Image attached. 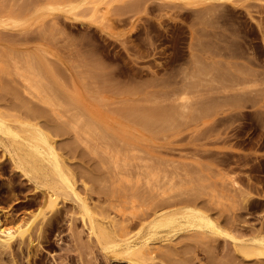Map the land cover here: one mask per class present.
Masks as SVG:
<instances>
[{"label":"rangeland","instance_id":"374dc122","mask_svg":"<svg viewBox=\"0 0 264 264\" xmlns=\"http://www.w3.org/2000/svg\"><path fill=\"white\" fill-rule=\"evenodd\" d=\"M263 128L264 0H0V220L31 236L0 264H258Z\"/></svg>","mask_w":264,"mask_h":264},{"label":"bare ground","instance_id":"6f19581e","mask_svg":"<svg viewBox=\"0 0 264 264\" xmlns=\"http://www.w3.org/2000/svg\"><path fill=\"white\" fill-rule=\"evenodd\" d=\"M29 72V71H28ZM22 73V72H21ZM31 73H33V72H31ZM29 74V73H28ZM22 75V74H21ZM30 75H32V74H30ZM23 77V76H22ZM24 77H25V75H24ZM23 77V78H24ZM39 77V76H38ZM22 78V79H23ZM43 79V78H42ZM38 80L36 79V82H37ZM44 81V80H43ZM23 82V81H22ZM25 90H26V93L27 94H29V96H31V98H37V99H39V97H41L42 96V100L43 101H48V100H50L49 98H48V100H47V97H46V95H44L45 94V86H44V88H41L40 87V80L38 81L39 82V84H36V82L34 81V79H33V77L32 76H28V75H26V77H25ZM37 82V83H38ZM24 84V83H23ZM45 84H46V81H45ZM48 84V83H47ZM24 87V86H23ZM48 87H49V85H48ZM240 89V88H239ZM47 90V89H46ZM225 91H227V90H225ZM25 92V91H24ZM47 94V93H46ZM49 96V95H48ZM51 98V97H50ZM72 98V97H71ZM53 101V100H52ZM44 103V102H43ZM46 103V102H45ZM48 103V102H47ZM50 103V102H49ZM78 103V102H77ZM44 105V104H43ZM242 105V104H241ZM246 108V107H245ZM152 111V110H151ZM41 112V111H40ZM45 113V112H44ZM153 113V112H152ZM157 114V113H156ZM45 115V114H44ZM134 116V115H133ZM136 116V115H135ZM160 116V115H159ZM138 117H140V115L138 116ZM147 119V121H148V124H149V126H152L153 124H152V122L150 123L149 122V120H148V118H146ZM159 119V118H158ZM160 119H162L161 118V116H160ZM127 120V119H126ZM134 120V119H133ZM155 121H154V123L156 122V120L157 119H154ZM147 121L145 122V123H147ZM136 122V121H135ZM141 122V121H140ZM147 124V125H148ZM158 124V123H157ZM144 125H146V124H144ZM163 125H164V123H163ZM169 125V124H168ZM121 126V125H120ZM171 127V126H170ZM107 129V128H106ZM157 129H159V128H157ZM264 129V128H263ZM148 130H150V128L148 129ZM152 130V129H151ZM155 130V129H154ZM27 131H28V129H27ZM104 133H105V130H104ZM110 133H112V132H110ZM114 133V132H113ZM115 134H117V133H115ZM112 135V134H111ZM46 136V135H45ZM110 136V135H109ZM118 136V135H117ZM116 137V136H115ZM114 137V138H115ZM121 138H123L122 136H120ZM29 138H31V139H33L34 141H39V142H44L45 143V145L47 144V146H49L48 144L50 143L48 140L49 139H46L45 137H44V133L41 131V130H37V132H30V135H29ZM113 138V139H114ZM117 138V137H116ZM31 139H29L30 141H31ZM124 139V138H123ZM120 141V140H119ZM124 142H126L125 140H123ZM19 142L20 141H18L17 140V144H19ZM20 144H22V143H20ZM19 144V145H20ZM30 144V143H29ZM34 144V143H33ZM35 144H37V143H35ZM35 144H34V146H30V147H16L15 149L17 150L16 151V154H17V157H16V162H17V166L19 165V164H21V165H23L22 163H26V164H29V163H31L30 161V157H36L37 156V154L34 152L35 150H33V148L35 147ZM51 144V143H50ZM124 144V143H123ZM131 144V143H130ZM31 145V144H30ZM52 145H53V143H52ZM49 146V147H54V146ZM125 145V144H124ZM46 146V147H47ZM131 146H132V144H131ZM130 146V147H131ZM43 147V146H42ZM48 147V149H50ZM129 147V146H128ZM55 148V147H54ZM53 148V149H54ZM47 149V148H46ZM47 151H50V152H52L53 150H52V148L50 149V150H47ZM36 155V156H35ZM37 157H39V156H37ZM128 157V156H127ZM40 158V157H39ZM32 164H29V166H31ZM124 165V164H123ZM125 166V165H124ZM142 166H143V164H142ZM141 166V167H142ZM150 166V165H149ZM120 167H121V165H120ZM153 169V168H152ZM122 172V171H121ZM129 172V171H128ZM155 172V171H154ZM153 172V173H154ZM131 173V172H130ZM150 173V172H149ZM158 173V172H157ZM125 174V173H124ZM151 174V173H150ZM227 174V173H226ZM225 174V175H226ZM153 175V174H152ZM227 176V175H226ZM224 177V176H223ZM156 179V178H155ZM61 182V181H60ZM148 182V181H147ZM146 182V183H147ZM161 183V182H160ZM224 183V182H223ZM239 183V182H238ZM238 183H233V186H231V187H233L234 189H235V187H237L236 185L238 184ZM57 184V183H56ZM66 184V183H65ZM61 185V184H60ZM67 185V184H66ZM66 185H64V183H62V185L61 186H59V189H61V188H63V190L65 191V192H63V193H65L66 194V191L68 190V188L69 187H67ZM232 185V184H231ZM151 186V185H150ZM149 186V187H150ZM151 188V189H150ZM149 189L150 190H155V192H151V193H149V194H152L153 196H158V195H160V198H161V196H164L163 194H164V192H162L161 190H160V188L158 189V186H155L154 185V187H150ZM57 189V188H56ZM56 189L55 190H52V192L50 191H46L47 193L45 194V202H46V204H49L50 206L51 205H53V204H57L58 202H57V199H59V196L62 194V193H60L59 192V190L58 191H56ZM146 189H148V188H146ZM51 190V189H50ZM70 190V189H69ZM233 190V189H232ZM237 190V189H236ZM240 190V189H239ZM239 190H238V192H239ZM156 191H157V193H156ZM71 192V191H70ZM69 192V193H70ZM158 192H159V194H158ZM161 192V193H160ZM145 193V192H144ZM58 194H60V195H58ZM166 194V193H165ZM64 195V194H63ZM149 196V195H148ZM168 196V195H167ZM158 198V199H157ZM156 198V201L157 200H159L160 198L159 197H157ZM162 198H164V197H162ZM161 198V199H162ZM86 199V198H85ZM160 199V200H161ZM178 199V198H177ZM155 199H153V201H154ZM159 200V203L161 202ZM166 200L167 199H165V202H166ZM171 200V199H170ZM170 200H168L169 201V203H168V205L167 206H170L169 204H171L172 205V203L175 201H170ZM84 201H87V199L86 200H84ZM156 201H154V202H156ZM162 201H164V200H162ZM184 201V200H183ZM183 201L181 202V203H183ZM185 201H187V200H185ZM57 202V203H56ZM165 202H163L164 203V205H166L165 204ZM171 202V203H170ZM162 203V202H161ZM162 203V204H163ZM177 203H180V201H178ZM176 202H175V204L176 205H178ZM185 203V202H184ZM192 203V202H191ZM196 203V202H195ZM85 204H87V202H85ZM89 204V203H88ZM87 204V205H88ZM157 204V203H156ZM162 204H158V206L156 205V207L158 208V209H154L155 210V221H154V223H158V224H168V223H170V221H172V218L174 217V216H176V217H178L177 215H180V214H182V215H180V216H183V213L184 214H186V212L188 213V211H194L193 210V208L192 207H190V206H186L185 207V209H184V211L182 210H175V213L173 212V213H166V212H163V210H161L162 212H160V207H163L164 205H162ZM174 204V203H173ZM174 204V205H175ZM186 204H188V203H186ZM193 204V203H192ZM83 205V207L85 206V208H87L86 206L87 205H84V204H82ZM154 205V204H153ZM182 205V204H181ZM191 205V204H190ZM56 206V205H55ZM166 207V206H165ZM164 207V208H165ZM155 208V207H154ZM180 208L182 209V207L180 206ZM89 209V208H88ZM87 210V209H86ZM153 210V211H154ZM152 213V212H151ZM105 215V214H104ZM104 215H102V216H104ZM110 215L108 214V216L107 215H105L104 216V219L107 217H109ZM125 216H126V214H125ZM206 216V221L208 222H206L207 224H210L211 225V228H212V230L213 229H215V231L217 230V229H219V224L216 222V221H214L212 218H211V216H209V215H205ZM120 217H122L121 216V213H120ZM123 217H124V215H123ZM176 217H175V219H176ZM202 217H204V216H202ZM110 218V217H109ZM112 219L114 218V217H111ZM110 218V219H111ZM125 218V217H124ZM126 218H128V219H130V220H132L131 219V217L129 218V217H126ZM115 219V218H114ZM121 219V218H120ZM120 219H119V221H120ZM123 219V218H122ZM127 219V220H128ZM115 220H117V221H115ZM114 221L116 222V225H117V223H118V226H116L115 225V227L116 228H118L119 226H120V228L121 227H123L122 229H124V232L125 231H127L128 232V235H129V229L127 230V228H129V227H127L126 225L127 224H124V223H122L123 222V220H121L120 221V223L122 224V225H119L120 223L118 222V219H115ZM127 220H125V222H128ZM129 220V221H130ZM204 220H205V217H204ZM113 221V220H112ZM4 223L5 222H3L2 220H0V249H2V248H4V249H7L8 250V248L10 249L11 247H12V245H13V242L17 239V237L18 236H21V237H19V240H20V238H23L25 235L27 236H29V231H25L26 229V227H25V225H23V226H19L18 228H10V227H5L4 226ZM29 223V222H28ZM129 223L130 222H128V225H129ZM26 224V223H25ZM113 224V223H112ZM151 224H152V222H151ZM27 225V224H26ZM112 226H114V224L112 225ZM24 227V228H23ZM98 227V226H97ZM111 227V226H110ZM125 227H127L126 229H125ZM100 228V227H99ZM27 229H29V228H27ZM202 229H204V228H202ZM111 231V230H110ZM118 231H119V229H118ZM214 231V230H213ZM27 234H26V233ZM123 232V234H121V241H120V239L118 240V241H120V242H129L130 241V239L132 238V237H127V234L126 233H124ZM201 232H202V230H201ZM117 233V232H116ZM204 233H206V232H204ZM31 234V233H30ZM207 234V233H206ZM26 236L24 237V239L26 238ZM120 236V235H119ZM29 237H31V236H29ZM143 237H145V236H143ZM31 239V238H30ZM148 237L146 238V240L144 241V243L145 244H148L149 242H148ZM151 242V241H150ZM142 244V243H141ZM239 244V245H238ZM237 245L239 246V248H240V251L243 253V255H245L246 256V258H249V259H254L255 260V262H257L258 264H262L263 262H264V236H261L260 234H257V235H254L253 237H251V238H249V239H239L238 240V243H237ZM148 246V245H147ZM131 247V245L130 244H128L127 246H126V248L128 249V248H130ZM177 248V247H176ZM175 248V249H176ZM4 251V250H3ZM11 252V251H10Z\"/></svg>","mask_w":264,"mask_h":264}]
</instances>
